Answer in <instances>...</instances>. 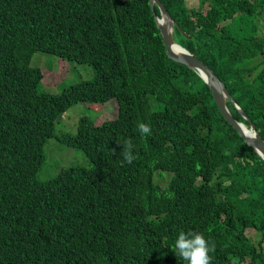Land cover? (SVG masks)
<instances>
[{
	"label": "trees",
	"instance_id": "16d2710c",
	"mask_svg": "<svg viewBox=\"0 0 264 264\" xmlns=\"http://www.w3.org/2000/svg\"><path fill=\"white\" fill-rule=\"evenodd\" d=\"M160 1L174 40L218 76L264 139V31L230 32L264 0ZM34 51L93 73L46 91ZM110 98V118L82 114L73 133L55 135L68 106ZM137 122L152 134L141 136ZM50 136L90 164L39 178ZM127 140L132 164L121 163ZM180 231L215 244L211 264H264V160L196 71L167 57L148 1L0 0V264H184L174 251Z\"/></svg>",
	"mask_w": 264,
	"mask_h": 264
},
{
	"label": "rangeland",
	"instance_id": "374dc122",
	"mask_svg": "<svg viewBox=\"0 0 264 264\" xmlns=\"http://www.w3.org/2000/svg\"><path fill=\"white\" fill-rule=\"evenodd\" d=\"M186 4L195 5L197 0H186ZM258 10L260 11L253 14H239L234 17L230 25L231 34L241 36L249 33H262L264 31V4ZM29 63L39 67L42 73L41 88L49 92H58L70 83L90 78L93 73L90 65L86 63L61 59L41 51H34ZM115 109L114 98H110L103 103L79 100L64 109L56 118L53 131L55 135L63 132L73 133L80 115L83 114L93 121H99L110 118L115 113ZM43 150L44 160L37 172V176L41 179L54 174L63 166L73 164L88 166L90 164V160L80 149L67 145L54 136L47 138ZM161 185H163V182H161ZM245 233L253 239L258 236L252 228H246Z\"/></svg>",
	"mask_w": 264,
	"mask_h": 264
},
{
	"label": "water",
	"instance_id": "95a60500",
	"mask_svg": "<svg viewBox=\"0 0 264 264\" xmlns=\"http://www.w3.org/2000/svg\"><path fill=\"white\" fill-rule=\"evenodd\" d=\"M147 1L167 57L193 68L199 77L207 84L212 100L223 119L235 129L243 141H245L247 145H250L256 153L260 152L264 154V139L258 134L253 122L247 114L234 101L224 83L204 62L174 40L172 36L174 20L170 17L163 3L160 0ZM153 5L157 6L158 15L154 13ZM173 45L178 46L181 50L174 49ZM225 100L230 101L233 107L238 110L241 117L247 120V125L232 116ZM253 133L255 135H252Z\"/></svg>",
	"mask_w": 264,
	"mask_h": 264
},
{
	"label": "clouds",
	"instance_id": "9594fccd",
	"mask_svg": "<svg viewBox=\"0 0 264 264\" xmlns=\"http://www.w3.org/2000/svg\"><path fill=\"white\" fill-rule=\"evenodd\" d=\"M137 130L141 136L151 135L152 129L148 123L137 122ZM252 135H255L254 133ZM122 147L121 163L132 164L136 159L134 154V144L131 140L125 141ZM114 151V150H113ZM262 160L264 154L257 153ZM215 250V244H209L204 235L194 231H180L174 241V251L177 257L184 262V264H211L212 257L209 255L210 251Z\"/></svg>",
	"mask_w": 264,
	"mask_h": 264
},
{
	"label": "bare ground",
	"instance_id": "6f19581e",
	"mask_svg": "<svg viewBox=\"0 0 264 264\" xmlns=\"http://www.w3.org/2000/svg\"><path fill=\"white\" fill-rule=\"evenodd\" d=\"M173 47H174V49H176V50H178V49H180L178 46H176V45H173ZM181 50V49H180Z\"/></svg>",
	"mask_w": 264,
	"mask_h": 264
}]
</instances>
